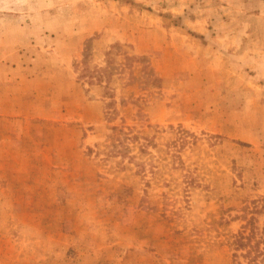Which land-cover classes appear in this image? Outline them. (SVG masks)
I'll return each mask as SVG.
<instances>
[{
    "label": "rangeland",
    "instance_id": "rangeland-1",
    "mask_svg": "<svg viewBox=\"0 0 264 264\" xmlns=\"http://www.w3.org/2000/svg\"><path fill=\"white\" fill-rule=\"evenodd\" d=\"M264 229V0H0V264H248Z\"/></svg>",
    "mask_w": 264,
    "mask_h": 264
},
{
    "label": "trees",
    "instance_id": "trees-1",
    "mask_svg": "<svg viewBox=\"0 0 264 264\" xmlns=\"http://www.w3.org/2000/svg\"><path fill=\"white\" fill-rule=\"evenodd\" d=\"M236 251H245L240 257L248 264H264V229H250L247 233H240L234 242Z\"/></svg>",
    "mask_w": 264,
    "mask_h": 264
}]
</instances>
